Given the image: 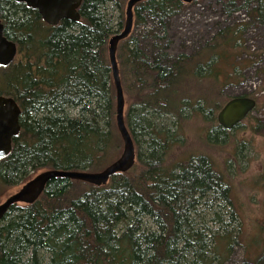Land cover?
I'll return each instance as SVG.
<instances>
[{"label": "trees", "instance_id": "16d2710c", "mask_svg": "<svg viewBox=\"0 0 264 264\" xmlns=\"http://www.w3.org/2000/svg\"><path fill=\"white\" fill-rule=\"evenodd\" d=\"M126 1L83 0L81 21L56 27L25 4L0 2L4 35L18 50L14 62L0 68V95L21 109V132L0 160V186L28 182L44 169L99 172L116 160L120 136L108 44L124 28ZM218 2L227 15L243 13L248 22L219 30L194 55L181 54L167 65L166 47L153 60L137 37L120 43L135 166L102 187L52 180L34 204L11 207L0 221V264H223L236 244L245 247L247 264L260 261L228 228L237 220L242 225L230 163L224 172L207 155L172 160L174 149L185 144L183 128L191 117L207 124V142H229L232 131L218 123L220 94L248 65L241 59L249 55L245 34L264 27V0ZM111 4L122 11L117 31L106 13ZM190 6L182 0L143 1L135 7L134 25L151 20L166 34L170 20ZM252 121L254 135L264 131V119ZM244 145L236 144L235 157ZM255 181L264 192V163ZM226 208L230 224L224 223ZM208 213L221 224L218 230L208 226Z\"/></svg>", "mask_w": 264, "mask_h": 264}, {"label": "rangeland", "instance_id": "374dc122", "mask_svg": "<svg viewBox=\"0 0 264 264\" xmlns=\"http://www.w3.org/2000/svg\"><path fill=\"white\" fill-rule=\"evenodd\" d=\"M128 1L123 5L124 20L126 19ZM106 13L113 22L114 30H119L122 22L121 9L115 4H111L107 7ZM241 22H248V18L243 13H235L229 16L223 11L222 5L218 0H200L192 3L183 14L170 20L166 34L154 21L149 20L148 25L145 27H135L134 25L132 35L140 40L145 53L153 60L160 58L161 47H166L163 50L169 55L170 60L165 62V64L170 65L181 54L194 55L198 53L207 42L213 39L219 30L225 27H232ZM165 35L167 36L165 40L159 39ZM154 36H158V38ZM244 41L249 55L245 54L241 59L246 60L248 65L241 73L242 77L240 79L227 85L222 90L220 100L224 103L222 107L224 108L234 98H253L257 101L259 110L256 111V108L243 121L240 128L232 130L227 137L228 143L221 144L209 143L212 141L207 142L208 140L205 137V132L209 130L207 124L199 117H191L183 128L185 144L174 149L172 160L177 161L187 158L192 153L207 155L215 161L217 168L224 172L227 170V164L230 163L228 165L230 166L232 177H229V179L232 184L233 198L240 208L239 213L242 225H240V220L231 223L228 217L231 211L228 208L223 211L225 215L224 223H231L228 228L236 229L241 239L245 243L247 242V247L252 252L253 258L257 254V258L260 260L257 261V264H264V192L255 181L256 176L262 171L264 163V131L254 135L251 129L254 126L252 117L264 119V91L259 92L264 87V27L253 26L245 34ZM256 56L258 57L257 59H255ZM115 130L119 135L116 119ZM241 142L245 144L244 151L237 158L235 157L236 144ZM122 152L123 142L121 137H119V153L116 160L121 156ZM45 170L32 174L31 179ZM26 183L21 182L12 187L1 185L0 205ZM207 216L208 226L215 231L218 230L221 224H217L213 220L214 215L208 213ZM240 227H242L241 231L239 230ZM261 228H263L262 231ZM247 258L245 247L236 244L231 249L229 259L223 264H247Z\"/></svg>", "mask_w": 264, "mask_h": 264}, {"label": "water", "instance_id": "95a60500", "mask_svg": "<svg viewBox=\"0 0 264 264\" xmlns=\"http://www.w3.org/2000/svg\"><path fill=\"white\" fill-rule=\"evenodd\" d=\"M4 0H0L2 2ZM17 4H25L36 10L42 20L49 26L56 27L64 20L74 23L81 21L79 9L83 0H11ZM146 0H129L126 8L125 25L122 32L114 35L108 44L109 60L112 69L113 82L116 91V126L123 142L121 156L99 172L64 171L49 169L39 173L29 180L16 193L0 205V221L7 215L14 205H32L46 191L52 180L66 179L80 181L95 187H102L109 183L117 174L129 172L137 162V151L134 139L125 120L126 98L122 85L118 48L121 42L128 39L133 32L135 22V7ZM185 4H192L198 0H182ZM17 44L4 35V24L0 20V68H7L17 56ZM257 101L249 97H238L230 100L218 114V123L227 131L238 127L254 112ZM21 109L11 98L0 95V160L6 158L12 151L13 139L21 132Z\"/></svg>", "mask_w": 264, "mask_h": 264}, {"label": "flooded vegetation", "instance_id": "af4514ba", "mask_svg": "<svg viewBox=\"0 0 264 264\" xmlns=\"http://www.w3.org/2000/svg\"><path fill=\"white\" fill-rule=\"evenodd\" d=\"M238 128V127H237Z\"/></svg>", "mask_w": 264, "mask_h": 264}]
</instances>
